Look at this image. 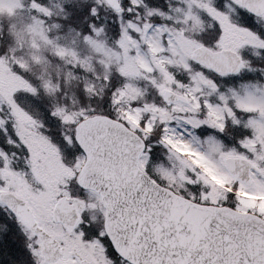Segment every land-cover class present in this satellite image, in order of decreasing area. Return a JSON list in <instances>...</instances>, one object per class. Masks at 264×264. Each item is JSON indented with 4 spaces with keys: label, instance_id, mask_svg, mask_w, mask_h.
<instances>
[{
    "label": "snow or ice",
    "instance_id": "1",
    "mask_svg": "<svg viewBox=\"0 0 264 264\" xmlns=\"http://www.w3.org/2000/svg\"><path fill=\"white\" fill-rule=\"evenodd\" d=\"M17 15L0 264H264V82L226 83L264 74V0H0Z\"/></svg>",
    "mask_w": 264,
    "mask_h": 264
},
{
    "label": "trees",
    "instance_id": "2",
    "mask_svg": "<svg viewBox=\"0 0 264 264\" xmlns=\"http://www.w3.org/2000/svg\"><path fill=\"white\" fill-rule=\"evenodd\" d=\"M159 1L160 0H155L156 6L158 5V2ZM42 2L49 3V0H42ZM56 2H58V0H51V3H56ZM107 23H108V25L110 27H113V22L111 20H110V22H107ZM114 27L117 29L118 28V24L114 25ZM61 34H63V33H61ZM10 46H11V43L8 42V35H7V33L5 34V32L2 33L0 31V47L7 48V47H10Z\"/></svg>",
    "mask_w": 264,
    "mask_h": 264
},
{
    "label": "rangeland",
    "instance_id": "3",
    "mask_svg": "<svg viewBox=\"0 0 264 264\" xmlns=\"http://www.w3.org/2000/svg\"><path fill=\"white\" fill-rule=\"evenodd\" d=\"M167 5V4H166ZM2 21H5L6 23H10V22H14V23H17V24H19V22H20V16L19 15H17L16 17H15V19H13V20H9V18H7V17H5V18H3V19H1ZM110 20L111 21H113L112 19H109L108 20V22H110ZM101 23H103L104 21L103 20H101L100 21ZM119 27V26H118ZM118 29V28H117ZM8 31H9V29H8ZM10 33V32H9ZM115 38V37H114ZM11 44L14 46V39L11 41ZM13 46H11V47H13ZM24 55H27V49H25L24 50V53H23ZM246 55H247V53H246ZM252 59H255L254 57H252ZM250 74H252V73H245V74H242L241 76H243V77H246V76H250ZM254 79H252V78H250V79H247L246 81H245V83L244 84H248V83H256L255 81H253ZM242 84H240L239 86H238V88L241 86Z\"/></svg>",
    "mask_w": 264,
    "mask_h": 264
},
{
    "label": "flooded vegetation",
    "instance_id": "4",
    "mask_svg": "<svg viewBox=\"0 0 264 264\" xmlns=\"http://www.w3.org/2000/svg\"><path fill=\"white\" fill-rule=\"evenodd\" d=\"M260 63V62H259ZM261 64V63H260ZM262 67H264V64H261Z\"/></svg>",
    "mask_w": 264,
    "mask_h": 264
}]
</instances>
